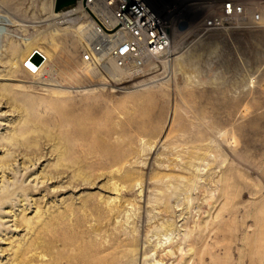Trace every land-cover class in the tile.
<instances>
[{
    "label": "rangeland",
    "instance_id": "374dc122",
    "mask_svg": "<svg viewBox=\"0 0 264 264\" xmlns=\"http://www.w3.org/2000/svg\"><path fill=\"white\" fill-rule=\"evenodd\" d=\"M148 1L175 30L165 64L59 82L74 100L26 70L28 92H1L0 134L26 128L11 149L30 169L0 180V264H264V0H237L261 22L219 31L229 0ZM0 3L19 23L0 32L2 75L10 45L25 59L52 32L53 78L78 67L76 39L43 34L53 0Z\"/></svg>",
    "mask_w": 264,
    "mask_h": 264
},
{
    "label": "built area",
    "instance_id": "2783aa9c",
    "mask_svg": "<svg viewBox=\"0 0 264 264\" xmlns=\"http://www.w3.org/2000/svg\"><path fill=\"white\" fill-rule=\"evenodd\" d=\"M239 1V0H238ZM261 22L245 4L229 0L224 15L207 22V31H219L233 19ZM79 44L81 61L104 69L113 64L130 75H142L163 63L173 52L175 30L148 0H77L50 22Z\"/></svg>",
    "mask_w": 264,
    "mask_h": 264
},
{
    "label": "bare ground",
    "instance_id": "6f19581e",
    "mask_svg": "<svg viewBox=\"0 0 264 264\" xmlns=\"http://www.w3.org/2000/svg\"><path fill=\"white\" fill-rule=\"evenodd\" d=\"M3 5H5V3ZM54 6H55V0H53L52 11L54 9ZM58 14L59 13H56L55 10H54L52 18H50L49 21L46 22L47 26L45 27V31L43 32V34L46 31L50 30V29H47L49 27L52 30H55L56 32L58 31L61 36L65 35L63 30H61L60 28L59 29H56V28L54 29L52 27L51 23H50L51 21H53L57 17ZM17 23L18 22H14L13 20H8L6 22L2 17H0V32L2 33L4 30H6V28H9V27H11V28L17 27V26L14 27V25H16ZM52 36H53V32L49 33V34H46L43 37H41V39L33 42L34 44L31 45V47H30V50L38 52L41 56H43L44 62H43V64L41 66L37 65L36 63L33 62V60H31V57L33 56V54L35 52L33 54L30 53L27 58L22 59V57L19 56L18 48L17 47H11V45H10L9 49L6 50V54L10 58L9 61L6 63L7 70L9 69V74L10 75H2V73L0 71V82H5V83L0 84V94H1V92H3V93L7 92L8 89L7 88L4 89V87L10 85L7 82H19L20 84L10 85V86H13V87L17 88V90H19L21 92H25V91L28 92L29 87L26 85L28 82L26 83V82H22V81H16L15 79H13L14 78V74H16L17 72H19L21 70H26V72H28V74L30 76V80H32V81L33 80L34 81L37 80L38 81V85L42 86L43 88L46 87V89L47 88L50 89V88H53V87H58V91L59 92L67 93L68 100H74L75 99V93L71 92V91H67L65 88L64 89L61 88L62 85L59 86L58 85L59 82H61V83L67 82L69 79H74L78 75L94 74L100 68L96 69L95 68L96 64H94V63H85V62L81 61V63H79V65H78V67L73 72H70V74L67 75L66 77H60V80L57 79V78H53V74L54 73L56 74L57 70H55L53 68V66H52V64L54 62L53 61L54 59L53 60H51V59L52 58H56V56H58V53H59L61 47L56 42L57 40L56 39L54 40ZM78 44H79V42H77V45ZM77 45L72 47V51H77L78 50ZM29 46H30V44H29ZM163 64H165V63H163ZM103 68L114 79L118 78V77H121V76H124V75L126 76V74H129L126 71L118 69L113 64H106ZM35 83L37 85V82H35ZM0 96H2V95H0ZM56 96H58V95H56ZM96 98H97L96 95H93L89 99L90 100H94ZM3 106H4L3 102L0 99V108L3 107ZM5 116L6 115H4V114H0V121H2L3 118H5ZM1 126L7 128L8 124H4L3 122H0V127ZM10 126H11V123H10ZM24 130H26V128L21 126L19 128V130L16 131L10 137H8V136L5 137L6 135L3 136V135L0 134V153L3 155V157H0V175H2L0 180L2 181L3 184H5L7 178H9L10 175H14L15 172H17V168L16 167H17V163L19 162L20 159H21V161H23L22 162V166H23L22 168L24 169V171H29V169H30V167L25 163L26 160H24L23 158L19 159V157H17L15 155V152H13V149H11V148H13L12 144L15 141V139L20 134H22ZM7 159H10L9 161L12 160V162H13L12 165H9L7 162L5 163V161ZM2 188H4V190L2 192L3 193L6 192L7 188H5V187H2ZM26 221L28 222L29 219H26ZM172 227H174V226L169 225L167 227V230H166L167 235L166 236H168L169 231H171ZM194 242H196V240H192L190 243H194ZM157 263L160 264L161 261H158Z\"/></svg>",
    "mask_w": 264,
    "mask_h": 264
},
{
    "label": "water",
    "instance_id": "95a60500",
    "mask_svg": "<svg viewBox=\"0 0 264 264\" xmlns=\"http://www.w3.org/2000/svg\"><path fill=\"white\" fill-rule=\"evenodd\" d=\"M77 0H55L54 10L56 13H60L63 10L73 6ZM34 63L41 66L44 62L43 56H41L38 52H35L31 57Z\"/></svg>",
    "mask_w": 264,
    "mask_h": 264
}]
</instances>
